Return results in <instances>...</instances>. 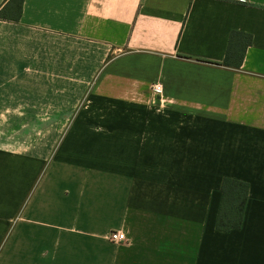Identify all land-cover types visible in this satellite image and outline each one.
Returning <instances> with one entry per match:
<instances>
[{
  "label": "crops",
  "instance_id": "crops-1",
  "mask_svg": "<svg viewBox=\"0 0 264 264\" xmlns=\"http://www.w3.org/2000/svg\"><path fill=\"white\" fill-rule=\"evenodd\" d=\"M0 11V264H264V0ZM224 178L248 187L229 232Z\"/></svg>",
  "mask_w": 264,
  "mask_h": 264
},
{
  "label": "trees",
  "instance_id": "trees-1",
  "mask_svg": "<svg viewBox=\"0 0 264 264\" xmlns=\"http://www.w3.org/2000/svg\"><path fill=\"white\" fill-rule=\"evenodd\" d=\"M0 19H3L0 11ZM251 44V36L232 31L228 36L223 67L237 70L241 67L245 50ZM220 205L215 229L219 232L238 230L241 226L247 201V184L238 180L224 178L220 185Z\"/></svg>",
  "mask_w": 264,
  "mask_h": 264
},
{
  "label": "built area",
  "instance_id": "built-area-1",
  "mask_svg": "<svg viewBox=\"0 0 264 264\" xmlns=\"http://www.w3.org/2000/svg\"><path fill=\"white\" fill-rule=\"evenodd\" d=\"M150 92L155 96H160L162 93L161 85L158 83L152 84ZM107 239L112 244H118L125 240V234L122 231L110 230L107 232Z\"/></svg>",
  "mask_w": 264,
  "mask_h": 264
}]
</instances>
